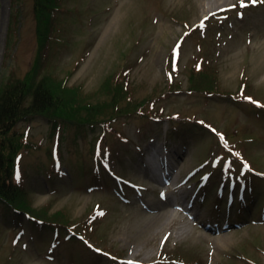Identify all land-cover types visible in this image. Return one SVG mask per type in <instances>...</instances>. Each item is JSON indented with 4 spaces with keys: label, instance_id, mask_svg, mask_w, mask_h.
<instances>
[{
    "label": "rangeland",
    "instance_id": "1",
    "mask_svg": "<svg viewBox=\"0 0 264 264\" xmlns=\"http://www.w3.org/2000/svg\"><path fill=\"white\" fill-rule=\"evenodd\" d=\"M251 2L243 0L248 4L244 8L242 0L59 1L45 47L58 80L81 87L85 102L98 105L107 97L108 104L114 101L111 74L119 76L118 82L124 77L132 102L125 99L122 105L145 102L149 109L156 98L153 110L163 111V123L132 114L114 123L115 134L102 137L99 129L75 126L54 136L46 117L21 121L17 134L31 147L16 160L18 183L28 192L32 209L42 213L49 208L48 219H58L62 212L72 225H50L41 219L44 215L30 212L36 222L28 212L7 210L0 203L1 264H111L116 252L137 264L157 263L165 254L189 255L193 264H264V184L259 180L255 186L244 179L251 184L247 199L235 198L237 213L230 218L215 215L220 201L215 187L203 188L191 212L177 205L156 209L155 204L170 202L161 195L168 196L172 186H154L145 175V157L158 149L160 138L177 141H171L169 150L185 152L178 158L181 173L173 195L179 204L183 198H189L185 204L192 201L204 175L225 161L238 162L240 154L264 172V109L255 105L264 103V7L247 10ZM212 10L213 17L202 26ZM37 31L34 0H0V90L9 80L33 76L40 39L47 34L38 36ZM205 67L216 79L209 91L214 95L190 89L211 88L204 77H190ZM88 112L84 110L85 117ZM61 114L66 119L77 115L71 108ZM172 116L181 119L173 125L168 122ZM199 121L214 125L216 133ZM232 142L240 154H233ZM227 169L217 173L219 180ZM210 193L217 202L200 205ZM165 209L177 215L156 221ZM223 210H228L226 204ZM196 211L202 225L192 218Z\"/></svg>",
    "mask_w": 264,
    "mask_h": 264
},
{
    "label": "trees",
    "instance_id": "2",
    "mask_svg": "<svg viewBox=\"0 0 264 264\" xmlns=\"http://www.w3.org/2000/svg\"><path fill=\"white\" fill-rule=\"evenodd\" d=\"M59 1L34 0V13L38 29L37 35L40 36L39 32L44 31H47V34L40 39L39 54L37 55L33 76L29 80H16L12 78L14 80H9L5 86L2 84L3 88L0 90V203L4 204L7 210L15 208L28 212L30 215H32L30 212L39 213L37 214V216L40 215L39 217L44 215L41 219L50 216V209L45 207L42 213H40L31 208L27 196L28 192L25 190V187L18 183L14 170L16 160L21 155L19 152L22 149L31 147L29 142L24 141L25 138L23 140V135L17 134L16 128L21 121H31L36 117H46L53 127L52 135L54 136L63 128L75 126L80 130L89 128L91 131H94L99 129L102 137H106L116 133L114 123L121 118L140 113L148 118L163 114V111L156 112L153 110L156 98L152 105L149 106V109L144 105L145 102L133 107L130 104L122 105L125 99L129 101V92L128 88L124 86L126 83L124 77H122L123 80L118 82L117 78L119 76L116 77L114 73L108 79V82L111 84L109 90L112 91L110 94L113 93V98L110 99H114L109 104L108 97L101 104L94 105L92 102L88 104V102H85L88 96L81 87L73 86L71 88L64 80H58V77L51 71L45 47L48 44L50 45L49 31H52L53 18L57 14L56 11L60 10ZM15 23L16 16H13L12 25H15ZM13 28L11 27V30ZM48 67L51 72L47 69ZM192 76L204 77L210 82L212 89L202 85L190 86L191 92L203 94L214 90V81L216 79H214L215 77H213L214 75H212L209 68H202L198 73L192 71L190 74L191 79L194 78ZM54 85L59 89L58 93L53 92ZM209 93L214 95V92ZM149 101H152V99ZM129 102H132V100ZM64 108L73 109L77 115L74 118H64V115L61 114V110ZM141 109L142 111H140ZM84 110L89 111L86 113V117ZM146 111H150L152 116H148ZM80 115L83 118H80ZM224 135L228 137L227 133H224ZM246 141L255 140L254 138H246ZM58 214L59 220L52 218L44 220L49 222L50 225H72L71 218L65 219L64 216L66 214L62 212ZM61 218H64V220H60Z\"/></svg>",
    "mask_w": 264,
    "mask_h": 264
},
{
    "label": "bare ground",
    "instance_id": "3",
    "mask_svg": "<svg viewBox=\"0 0 264 264\" xmlns=\"http://www.w3.org/2000/svg\"><path fill=\"white\" fill-rule=\"evenodd\" d=\"M226 1V0H225ZM228 1V0H227ZM224 6V5H223ZM226 6V5H225ZM219 8H217L216 10H218ZM212 13V15H213V10L212 11H210L209 12V14H211ZM215 13V12H214ZM208 14V15H209ZM209 17V16H208ZM146 167H151L150 166V164L148 165V166H146ZM178 168H176V170H177ZM179 170V169H178ZM181 172L179 171V173L176 175L177 177H175L173 180H172V190L170 191V194L173 192V190H175L178 186H176V184L178 183V179H179V174H180ZM146 174H148V173H146ZM167 178H170V177H167ZM170 200H171V198H172V195H170ZM155 206V208L156 209H158V210H162L163 208H165V207H173V204H172V202H161V203H157V204H155L154 205ZM177 214L176 213H174V211L173 210H171V209H165V211L162 213V215H158L157 216V218H156V221H158V219H164L165 218V221L167 222L168 221V219L171 221V220H173L174 219V217L176 216ZM200 219V218H199ZM202 220V219H201Z\"/></svg>",
    "mask_w": 264,
    "mask_h": 264
},
{
    "label": "snow or ice",
    "instance_id": "4",
    "mask_svg": "<svg viewBox=\"0 0 264 264\" xmlns=\"http://www.w3.org/2000/svg\"><path fill=\"white\" fill-rule=\"evenodd\" d=\"M255 2H256V0H253V3H255ZM242 6H244V5H243V0H242Z\"/></svg>",
    "mask_w": 264,
    "mask_h": 264
}]
</instances>
